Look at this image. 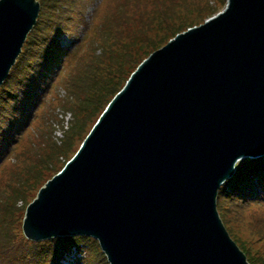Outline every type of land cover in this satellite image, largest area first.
Segmentation results:
<instances>
[{
	"label": "water",
	"instance_id": "obj_1",
	"mask_svg": "<svg viewBox=\"0 0 264 264\" xmlns=\"http://www.w3.org/2000/svg\"><path fill=\"white\" fill-rule=\"evenodd\" d=\"M0 0V86L37 21ZM264 155V0H227L152 52L28 203L34 240L89 236L109 264H250L216 208L239 158Z\"/></svg>",
	"mask_w": 264,
	"mask_h": 264
},
{
	"label": "rangeland",
	"instance_id": "obj_2",
	"mask_svg": "<svg viewBox=\"0 0 264 264\" xmlns=\"http://www.w3.org/2000/svg\"><path fill=\"white\" fill-rule=\"evenodd\" d=\"M37 21L0 86V264H109L97 240L25 235L28 203L80 148L135 69L227 0H36ZM219 187L216 208L250 264H264V155ZM237 163V162H236Z\"/></svg>",
	"mask_w": 264,
	"mask_h": 264
},
{
	"label": "bare ground",
	"instance_id": "obj_3",
	"mask_svg": "<svg viewBox=\"0 0 264 264\" xmlns=\"http://www.w3.org/2000/svg\"><path fill=\"white\" fill-rule=\"evenodd\" d=\"M242 159H244V158L242 157V158L238 159L237 163L235 164L236 167H237L238 162L241 161ZM76 255H78V253L71 254V255H69V257H64V259L62 261H60V263L61 264H70L75 258H76V260L78 258H80V256L77 257Z\"/></svg>",
	"mask_w": 264,
	"mask_h": 264
}]
</instances>
